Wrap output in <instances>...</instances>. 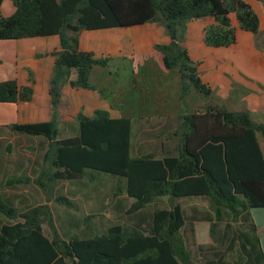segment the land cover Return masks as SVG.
<instances>
[{
    "label": "trees",
    "instance_id": "1",
    "mask_svg": "<svg viewBox=\"0 0 264 264\" xmlns=\"http://www.w3.org/2000/svg\"><path fill=\"white\" fill-rule=\"evenodd\" d=\"M3 1L12 4L14 13L0 14V41L56 36L60 48L51 53L50 120L7 127L13 135L40 139L43 166L33 181L26 175L0 181V264H196L188 249L189 243L199 246L194 232H183L186 217L172 204L181 198L210 203L209 248L216 251L204 256V247H197L201 264H228L224 258L232 252V264H264L261 231L250 215L252 209H264V159L256 137H264V125L256 124L248 111L211 104L186 112L160 154L132 156V120L112 118L108 110H95L91 117L81 110L71 137L61 138L59 129L64 86L94 92L106 102L112 97L109 87L91 81L94 69L105 70L109 59L81 51V32L160 23L169 42L154 49L164 70L177 73L184 103L191 93L212 95L184 45L187 23L205 22V46L228 47L235 44L237 31L258 33L260 20L251 6L243 0H0V8ZM28 75L25 86L0 82V105L32 100L33 73L28 70ZM100 174L116 180L113 197L124 193L133 199L129 216L156 198L167 197L169 208L155 210L146 226L115 224L95 235L62 232L49 203L75 206L55 196L58 182H94ZM30 182L43 192V203L18 209L2 193Z\"/></svg>",
    "mask_w": 264,
    "mask_h": 264
},
{
    "label": "rangeland",
    "instance_id": "2",
    "mask_svg": "<svg viewBox=\"0 0 264 264\" xmlns=\"http://www.w3.org/2000/svg\"><path fill=\"white\" fill-rule=\"evenodd\" d=\"M0 14L9 17L14 13V8L9 1H3ZM203 22L198 20L189 21L186 26L184 45L188 54L196 65L197 69L205 81H208L212 95L204 98L196 93H191L184 103L179 99V80L176 72H166L161 65L159 53L154 49L157 44L169 42V38L164 27L160 23H150L143 26L125 28L121 34V46L110 54L101 58H108L107 68H95L91 81L99 88H110L112 92L111 101H107L108 106L114 109L116 105L121 112L120 116H126L134 120L153 119L150 124L145 122V128L139 121L133 123L132 133V156H139L154 152V142L160 125L164 124L167 131L175 128L178 117L186 112L202 111L204 106L221 105L232 111H245L251 109L249 103L253 94H257L259 89L264 93V17L257 34L248 32H237L235 44L228 47L210 48L202 42ZM86 38L83 45H91L92 39ZM17 41H0V72L6 70L2 65L6 64L13 68L15 49L12 46ZM138 47V48H137ZM138 49V50H137ZM42 54L37 57L42 58ZM112 56V57H108ZM12 64V65H11ZM200 73V72H199ZM106 75V76H105ZM11 80V79H9ZM8 81V80H3ZM0 81V82H3ZM34 83V79H33ZM112 87V88H111ZM262 95L261 97H263ZM249 97V99H247ZM259 97V95H258ZM12 104L0 105V125L16 123V115ZM121 108L123 110H121ZM147 123V124H146ZM156 127H158L156 129ZM166 137V136H165ZM11 144L17 149L19 154L13 152V156L19 160H27V153L22 152L29 145H40L38 138H26L3 133L0 146ZM0 153L1 157L6 154ZM24 172L20 175H23ZM65 185L57 184L58 190ZM113 178L100 174L93 183H86L83 187V195L78 200H72L75 209H68L65 206L49 203L54 214L56 225L62 232L69 231L81 234L95 235L103 232L104 228L127 223L124 215L118 216L108 213L114 211L112 188ZM22 191V189H21ZM13 192L11 189H3V195L18 209H24L44 202L43 199L34 201L11 200ZM58 193L55 195L57 196ZM122 200V199H117ZM124 200V199H123ZM123 204V201H120ZM125 202V200H124ZM157 200L148 208H152ZM208 202L206 201V209ZM127 206V205H126ZM127 210V208H126ZM147 210V209H145ZM89 215L90 221L87 223L90 228L98 229L94 232L86 231L84 227L74 228L83 216ZM212 215V212H211ZM71 224L72 227L66 225ZM44 234L49 236V229L43 226ZM199 246L204 247V256L213 255L216 249L209 248L210 239L206 237V229L199 232ZM205 243V244H204ZM264 247V237H262ZM197 245V244H196ZM213 245V244H211ZM189 243L188 249L193 256V262L201 264V257H198L197 247ZM224 251V250H223ZM222 251V253H223ZM235 255L229 253L224 258L225 262L232 264Z\"/></svg>",
    "mask_w": 264,
    "mask_h": 264
},
{
    "label": "crops",
    "instance_id": "3",
    "mask_svg": "<svg viewBox=\"0 0 264 264\" xmlns=\"http://www.w3.org/2000/svg\"><path fill=\"white\" fill-rule=\"evenodd\" d=\"M248 3L253 11L258 15L260 23L261 17H264V0H243ZM3 5V4H2ZM2 7V6H1ZM13 7V6H12ZM14 8V7H13ZM200 21V20H198ZM203 22V21H200ZM205 22H203V26ZM140 27V26H139ZM125 28H115L99 31H83L80 34V50L83 52L92 53L95 58H101L103 55L110 54L111 51L116 50L121 46V34L122 31H125ZM240 32V31H237ZM86 38L92 39V44L85 47L83 42ZM89 39V40H90ZM166 44V43H164ZM12 48L15 49V57L13 62V68L7 66L6 64L2 65L6 70L0 72V81L3 80H16L19 86L28 85V70L33 73L34 83L33 88V97L30 102H18L17 104H12L16 115V123L14 124H34L40 122L49 121L51 118V106H50V96H49V81L52 73V68L54 65V57L51 56V53L59 51V40L58 37H40L32 39H23L18 40L16 44H13ZM138 48V47H137ZM138 50V49H137ZM37 54H42V58L37 57ZM113 55V54H110ZM112 57V56H108ZM106 58V57H104ZM12 65V64H11ZM162 65V63H161ZM1 66V65H0ZM166 71V70H165ZM167 72V71H166ZM200 72V73H199ZM199 75L202 80L205 81L201 71L198 70ZM210 87V85H209ZM262 90V88H260ZM259 89L258 93L253 94L250 104L251 109L245 110L248 111L256 124L264 125V93ZM259 95V97H258ZM249 99V97L247 98ZM102 109L108 110L112 118H119L120 114L117 109H110L108 103L102 100L96 93L91 91H86L82 89H75L69 86H64L62 89V99L59 113V129L61 138H68L73 136L74 130V119L78 113L82 110L84 115L91 117L95 110ZM228 109V108H227ZM244 111V110H243ZM141 119L134 120L139 121L141 125L145 128V122H151L153 119ZM131 119V118H130ZM132 120V119H131ZM132 121V131L133 123ZM147 124V123H146ZM12 124L0 125V140L3 136V133H9L7 129L8 126ZM158 127H156L157 129ZM159 133L156 135L157 140L154 142L153 149L154 152H162L163 149L167 146L165 144V138L168 137V134L171 131L165 129L164 124L160 125ZM133 133V132H132ZM166 136V137H165ZM15 137L20 138V136L13 135V140ZM257 141L264 159V137L258 133ZM171 148L174 145V141L170 142ZM11 147V144H7L4 147L0 146V153L4 151L3 154H6L5 157L0 155V181L4 182L5 180L13 177L21 176V172L29 177L32 181L37 176V171L43 166L41 158V144L40 145H29L27 148L22 149L24 153H27V160L22 161L16 157L20 152L19 148L15 149V152L18 153L13 156L14 150ZM148 154V153H147ZM20 155V154H19ZM143 155V154H142ZM114 180V186L112 188L113 192L116 191V180ZM86 183H93L87 181H63L60 182L61 185H65L63 189L58 190L56 187L55 195L58 193L61 196H64L68 200H78V197L83 195V187ZM95 182V181H94ZM11 189L13 192L11 200H27L34 201L36 199H43L45 201V196L43 192L36 187L33 182L28 183L25 186H17ZM6 189V190H7ZM22 189V191H21ZM113 197V195H112ZM7 198V197H6ZM122 199V200H117ZM125 202H124V200ZM157 200L156 204L152 208H148L150 205H153V202ZM151 204L147 205L144 209L133 215H127L126 212L129 210L133 204V199L127 197L126 194L118 195L113 197L114 211H109L113 215L117 214L118 216L124 215L126 217L127 223H120L126 227H135L138 225L146 226L148 225L152 213L161 208H169V199L167 197L156 198ZM120 201H123L121 204ZM206 201L207 209H206ZM173 205H179L186 217V226L183 229V232L189 233L194 232V241L198 244L199 232L206 229V237L208 240L209 236V223L206 221V218L211 215L210 203L205 198H181L175 199L172 202ZM127 205V206H126ZM75 206V205H74ZM127 208V210H126ZM75 209V208H74ZM147 209V210H145ZM251 218L255 224V227L261 231L259 233V243L264 257V247L262 243V237H264V209H252L250 210ZM89 217L83 216L80 221V226L84 227L86 231L94 232L98 229H92L85 223V218ZM66 225V224H65ZM67 227H72L71 224L66 225ZM110 227V226H108ZM108 227L104 228L106 230ZM211 241V239H210ZM206 243V244H205ZM205 245H211V243L205 242Z\"/></svg>",
    "mask_w": 264,
    "mask_h": 264
}]
</instances>
